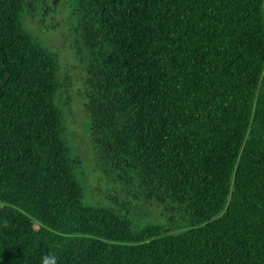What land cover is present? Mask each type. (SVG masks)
<instances>
[{"label": "trees", "instance_id": "16d2710c", "mask_svg": "<svg viewBox=\"0 0 264 264\" xmlns=\"http://www.w3.org/2000/svg\"><path fill=\"white\" fill-rule=\"evenodd\" d=\"M42 2L0 0V264H264V0H78L97 167L145 225L83 201Z\"/></svg>", "mask_w": 264, "mask_h": 264}, {"label": "rangeland", "instance_id": "374dc122", "mask_svg": "<svg viewBox=\"0 0 264 264\" xmlns=\"http://www.w3.org/2000/svg\"><path fill=\"white\" fill-rule=\"evenodd\" d=\"M78 0H43L41 8H47L46 16L39 9L38 15H27L24 26L29 33L59 64V76L65 82V92L58 96L64 114L65 140L69 157L75 161L73 172L83 188L85 204L102 206L117 212H130L136 224H164L167 215L161 205L144 202L134 196L120 182L101 176L97 156L91 144L90 120L85 114L84 103L88 57L80 46L74 9ZM44 17V18H42ZM103 175V174H102ZM133 193V195H132Z\"/></svg>", "mask_w": 264, "mask_h": 264}, {"label": "clouds", "instance_id": "9594fccd", "mask_svg": "<svg viewBox=\"0 0 264 264\" xmlns=\"http://www.w3.org/2000/svg\"><path fill=\"white\" fill-rule=\"evenodd\" d=\"M54 261V257L52 256H44L41 258V264H50V262Z\"/></svg>", "mask_w": 264, "mask_h": 264}]
</instances>
